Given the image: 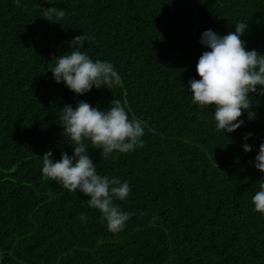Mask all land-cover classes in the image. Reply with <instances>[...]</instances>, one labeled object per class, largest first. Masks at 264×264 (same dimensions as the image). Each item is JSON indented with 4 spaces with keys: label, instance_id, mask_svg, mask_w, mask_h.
Segmentation results:
<instances>
[{
    "label": "trees",
    "instance_id": "16d2710c",
    "mask_svg": "<svg viewBox=\"0 0 264 264\" xmlns=\"http://www.w3.org/2000/svg\"><path fill=\"white\" fill-rule=\"evenodd\" d=\"M48 7L65 11L59 24L44 19ZM237 22L248 25L246 50L264 55V0H0V264H264V215L252 203L264 182L254 167L264 95L250 94L254 119L245 112L224 134L189 85L209 51L202 34ZM83 34L94 39L81 51L111 63L119 86L77 96L55 82L53 60ZM113 99L145 132L142 148L106 159L88 142L97 174L131 189L115 201L131 214L116 234L83 193L42 175L46 152L53 162L74 153L64 106L107 111Z\"/></svg>",
    "mask_w": 264,
    "mask_h": 264
},
{
    "label": "clouds",
    "instance_id": "9594fccd",
    "mask_svg": "<svg viewBox=\"0 0 264 264\" xmlns=\"http://www.w3.org/2000/svg\"><path fill=\"white\" fill-rule=\"evenodd\" d=\"M44 19L59 24L65 17V11L48 7L43 11ZM248 25L237 22L235 32L220 36L212 30L202 34L201 44L209 49L200 56L196 72L199 80H190L193 104L200 108H214V120L217 131L232 133L239 129L244 121L240 119L245 112L254 119L253 103L250 94L264 95V55L254 49L246 50L245 41L241 39ZM94 37L86 34L77 36L70 42L71 52L55 58V66L49 71L57 84L65 86L77 96L89 93L93 87L101 89L119 86L121 77L114 66L107 61L92 59L83 45ZM107 111H101L87 102H79L74 109L65 105L60 116L65 138L74 146L70 157L62 153L59 161L53 162L52 152L42 157V175L59 182L69 192L83 193L88 197V206L99 210L110 232L123 231L131 214L122 211L115 201H125L130 194L127 181L119 177L101 176L89 157L88 142L101 156L107 158L114 152L125 154L144 146L141 139L144 123L139 119H129L125 106L119 100H112ZM252 134L245 136L247 140ZM245 153L252 151L247 143L243 145ZM116 157L113 156V159ZM254 167L264 173V144L259 147ZM252 198L254 210L264 215V182ZM87 219L86 216L81 217ZM155 219V217H153Z\"/></svg>",
    "mask_w": 264,
    "mask_h": 264
}]
</instances>
